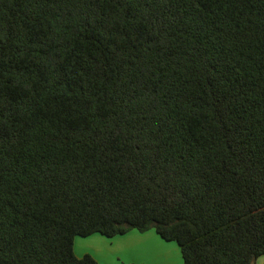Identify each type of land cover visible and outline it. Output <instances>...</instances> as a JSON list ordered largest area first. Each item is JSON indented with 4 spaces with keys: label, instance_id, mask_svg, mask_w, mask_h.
<instances>
[{
    "label": "trees",
    "instance_id": "obj_1",
    "mask_svg": "<svg viewBox=\"0 0 264 264\" xmlns=\"http://www.w3.org/2000/svg\"><path fill=\"white\" fill-rule=\"evenodd\" d=\"M151 229L264 255V0H0V264Z\"/></svg>",
    "mask_w": 264,
    "mask_h": 264
},
{
    "label": "rangeland",
    "instance_id": "obj_2",
    "mask_svg": "<svg viewBox=\"0 0 264 264\" xmlns=\"http://www.w3.org/2000/svg\"><path fill=\"white\" fill-rule=\"evenodd\" d=\"M143 237V238H139ZM163 245L160 246L159 242ZM74 253L81 258L92 256L98 264H172L180 261V249L175 242L161 239L154 229L142 235L132 230L124 236L107 238L99 233L91 236H77L74 241Z\"/></svg>",
    "mask_w": 264,
    "mask_h": 264
},
{
    "label": "crops",
    "instance_id": "obj_3",
    "mask_svg": "<svg viewBox=\"0 0 264 264\" xmlns=\"http://www.w3.org/2000/svg\"><path fill=\"white\" fill-rule=\"evenodd\" d=\"M141 234V233H139ZM142 235V234H141ZM139 238H143V237H139ZM159 242V241H158ZM160 246H163L160 242H159ZM165 264L169 263V259L166 260V262L164 261ZM172 264H181L180 261H176ZM255 264H264V255L261 256L260 258L257 259V261L255 262Z\"/></svg>",
    "mask_w": 264,
    "mask_h": 264
}]
</instances>
